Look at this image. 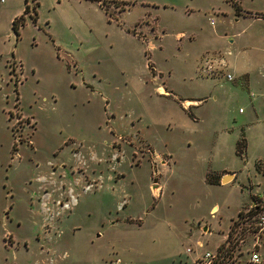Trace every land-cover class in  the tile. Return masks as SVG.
<instances>
[{
  "label": "rangeland",
  "instance_id": "obj_1",
  "mask_svg": "<svg viewBox=\"0 0 264 264\" xmlns=\"http://www.w3.org/2000/svg\"><path fill=\"white\" fill-rule=\"evenodd\" d=\"M258 196L264 0L0 2V264H194Z\"/></svg>",
  "mask_w": 264,
  "mask_h": 264
},
{
  "label": "built area",
  "instance_id": "obj_2",
  "mask_svg": "<svg viewBox=\"0 0 264 264\" xmlns=\"http://www.w3.org/2000/svg\"><path fill=\"white\" fill-rule=\"evenodd\" d=\"M201 73L208 77L221 74L227 81L233 80L226 72L225 61L217 57L202 58ZM258 199L252 202L251 211L231 223L214 249L202 251L194 264H264V197Z\"/></svg>",
  "mask_w": 264,
  "mask_h": 264
},
{
  "label": "trees",
  "instance_id": "obj_3",
  "mask_svg": "<svg viewBox=\"0 0 264 264\" xmlns=\"http://www.w3.org/2000/svg\"><path fill=\"white\" fill-rule=\"evenodd\" d=\"M27 12H28L27 7H25L23 14L13 19L11 22V29L14 32L16 39L19 37V29L23 26L24 16L26 15ZM238 144L239 143H237V147H238Z\"/></svg>",
  "mask_w": 264,
  "mask_h": 264
},
{
  "label": "water",
  "instance_id": "obj_4",
  "mask_svg": "<svg viewBox=\"0 0 264 264\" xmlns=\"http://www.w3.org/2000/svg\"><path fill=\"white\" fill-rule=\"evenodd\" d=\"M230 177V175H226V176H223L222 179H221V182L223 183L226 179H228Z\"/></svg>",
  "mask_w": 264,
  "mask_h": 264
},
{
  "label": "crops",
  "instance_id": "obj_5",
  "mask_svg": "<svg viewBox=\"0 0 264 264\" xmlns=\"http://www.w3.org/2000/svg\"><path fill=\"white\" fill-rule=\"evenodd\" d=\"M15 18H16V17H15ZM15 18H13V19H15ZM13 19H12V20H13ZM230 177H232V176L230 175ZM212 210H214V209H212Z\"/></svg>",
  "mask_w": 264,
  "mask_h": 264
}]
</instances>
